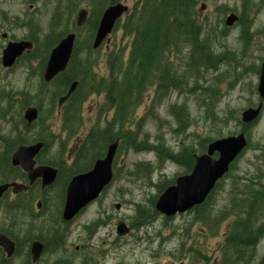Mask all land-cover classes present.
Here are the masks:
<instances>
[{
    "label": "rangeland",
    "instance_id": "374dc122",
    "mask_svg": "<svg viewBox=\"0 0 264 264\" xmlns=\"http://www.w3.org/2000/svg\"><path fill=\"white\" fill-rule=\"evenodd\" d=\"M19 1L22 0H11L13 11L20 8L17 4ZM136 1L121 0L129 7V10ZM37 2L38 11H30L27 5L22 9L31 16L30 20L33 16H39L41 29L46 31L50 28V33L54 32L55 37L59 33L61 36L65 29L68 30L70 22L79 9L88 10L89 16L92 12H96L91 0H37ZM27 4L31 3L27 2ZM201 5H204L199 18L201 38H205L211 45L214 55H226L227 60H223L214 70L202 71L203 68H201L195 73L187 69L185 65L187 51L183 49L176 55L174 61L180 73H183L187 79L184 88L179 91H167L163 96H157L151 88L146 94L145 102L134 111L131 124L127 126L132 128V132L138 134L140 141L153 146L162 144L164 149L174 154L184 147H191L196 154H199V143L204 139L211 142L238 135L242 129L240 124L242 111L258 103L256 92L258 74L254 71L264 61V0H195L196 13ZM67 7L75 12L69 19L67 15V18L63 15ZM231 13L238 19L247 20L246 43L238 23L231 27L224 25L226 17ZM54 15H56V23L52 19ZM123 20L124 18L121 23ZM25 33H28V30L19 32L18 36ZM44 37L45 35H41L40 43L44 42ZM91 41L87 26L77 32L75 41L77 59L79 63L87 61L98 75L106 77L110 56L113 58L121 51L126 56L130 38L123 34L120 25L111 34V44L107 50L103 45L98 51L91 49L88 51V44H91ZM30 63L34 64V60ZM77 67L80 68L79 64ZM30 70L35 71L36 68H30ZM12 77L17 78L16 83H12L11 89L3 91L12 90L14 97L18 100L23 97L16 91L23 90L25 87L29 89L27 92H31L30 94L41 90L37 76L28 75L24 83L19 72ZM210 85H213L217 92L213 98V118L202 101L208 94L203 91V88ZM88 91L89 88H84L80 92V99L84 96L86 98L79 103L77 118L74 123L72 122L71 130H63V118L59 120L55 117V103L52 104V101L58 98L60 88L42 87L40 97L34 95L35 100L40 102L28 98V105L40 107L41 115L35 125L21 135L22 139H44L50 145L48 156L58 157L59 163L68 166L71 154L73 157L77 150H82L84 137L91 130L103 127L99 126L97 118H104L102 125L111 120V114H105L103 95ZM55 96L56 99H54ZM2 107L0 102V111ZM73 107V105L65 107L66 117ZM12 116L15 117L16 114L12 113ZM78 145L81 148L78 149ZM70 150H72L71 153ZM105 150L99 152L100 156H104ZM82 153L86 157L87 149L82 150ZM88 155V158L83 159L84 156H80V159L88 163L91 156L90 153ZM164 160V157L159 159L155 151L135 152L131 148L123 147L118 153L115 179L111 186L98 202L74 221L71 227L70 242L83 248L77 255L75 264H82L88 255L92 257L91 264L103 262L105 258H107L106 264H113L121 261L119 255L122 256L123 264H169L170 260H182L186 264L191 262L206 264L205 261L200 262L198 259L194 261L190 256L209 257V264L213 263L216 256H223L234 264H264V234L257 235L254 249L241 256L246 259L244 262L233 261L236 257L233 253L226 251L225 238H223V234H226L225 237L229 235L226 231L229 224H234L237 220L232 207L236 205L235 201L239 202L240 197L246 194V191L243 192L244 186H264V176H262L264 172V110L256 124L248 129V146L235 161L230 175L220 181L210 198L207 206L209 214L202 224L196 225L192 213L179 215L167 221L157 212L153 215L157 198L168 186L160 192L158 188L166 183L173 185L176 178L189 174L184 172V168ZM260 173L259 179L253 178ZM171 184L169 186H172ZM115 205H119L118 210L115 209ZM138 210H143L142 214L146 219L144 226L123 238L122 243L113 245L115 230L112 222L120 218L128 225L131 223L135 225L134 220L138 216ZM258 218V225H264V213ZM98 219L107 222V226L103 227L89 242L85 227ZM110 219H112L111 222ZM104 248H107V252L103 251ZM62 253L61 251L57 256L61 257ZM67 255H73L71 250ZM51 260L54 261L55 257ZM43 261L44 264L50 263V257L45 256Z\"/></svg>",
    "mask_w": 264,
    "mask_h": 264
},
{
    "label": "flooded vegetation",
    "instance_id": "af4514ba",
    "mask_svg": "<svg viewBox=\"0 0 264 264\" xmlns=\"http://www.w3.org/2000/svg\"><path fill=\"white\" fill-rule=\"evenodd\" d=\"M27 2L31 4L28 5ZM17 4L20 8H16L13 11L11 0H0V102L3 105L2 110L0 111V187L7 186V188L0 195V236L4 238L2 239L3 243L0 245V264H44L43 258L45 256L50 257V263L48 264H75L77 255H79L83 248L70 242L72 237L71 227L74 225V221L88 208L98 202L105 191L111 186L112 181L115 179V171L117 169L115 167V163L118 157V152H116L114 161L112 163L113 177L111 182L102 190L98 198L80 210V212L70 221H65L62 218V212L65 205L68 184L73 177L89 172L92 169L94 163L97 160L104 158V156H99L98 158L91 160L92 157H94L92 156L88 161V166H90V168L85 172H79L78 170L82 169L79 168V165H82L80 162V156L85 157L81 150H77L73 157L71 154L69 157V165L66 166L58 162V157L48 156L50 145L47 144L44 139L32 138L31 140H27L22 139L21 135L27 133V131L35 125L38 117L41 115V108L28 105V98L35 100L34 95H39L40 97L42 93V87L47 88L52 86L55 88L62 76L66 73L68 65L74 58L77 32L87 26L89 11L85 8H82L88 12V17L81 27H76V17L78 12L82 9H79L75 13L72 8H65L63 11L64 17L67 18L68 16L69 19L71 14L74 12V19L72 18L73 20L70 22L68 30L66 31L65 29L66 32L64 31L61 36L59 33L57 37H55L53 36L54 32L50 33V28L48 29L49 31H43L41 29V21L39 16H33L32 20H30L31 16H28L27 13L22 9L25 5H27L30 11H38L39 6L37 0H22L21 2H17ZM201 6L202 7L200 9L203 10L204 5ZM200 15L198 14L197 16L198 23ZM52 19L56 23V15H54V17L52 16ZM239 20L240 18L238 21ZM27 30L28 33L18 36L19 32H27ZM40 34L42 36L45 35L43 43H40ZM69 34H74L75 40L66 68L64 72L58 74L51 81L45 82L43 75L50 52L64 37ZM19 42L30 43L31 48L29 51L24 50L18 57L14 59L11 65L7 66L4 63V51L9 44ZM110 44L111 36L109 45H105L106 50L109 48ZM103 45L104 44H102L100 47ZM32 60H34V64H29V62ZM30 68H36V70H30ZM16 72H19L23 83L27 80L28 75L30 77L37 76L36 78L39 81L38 86L41 87V90L36 91L34 94H30L31 92L28 93L27 91L29 89L27 87H25L23 90L16 91L20 92L19 94L23 97L21 100H18L14 97L12 90L3 91L8 88L11 89L12 83H16L17 78L12 77L16 74ZM73 82L75 81H72L66 87L65 92L63 91L57 99L56 96L54 97V99H56V101L54 100L55 102L52 101V104L55 103V117L59 120L60 118H63V130H65L66 127H68V130H71L72 128L71 122L66 121L67 117L66 112L64 111L71 96L61 107H58V100L67 93L69 86ZM35 101L40 102V100ZM33 109L36 111V118L29 123L25 116L29 110ZM12 113L16 114V116L13 117ZM72 113L73 110H71L67 116H70ZM102 119L104 118H97L99 126H103L100 129H103L106 125H102ZM18 136H20V138ZM37 144H41V148L31 158L32 170L35 173L30 176L28 171L24 170L20 166H14L12 164V156L21 147H31ZM80 147L81 146L78 145L77 148L79 149ZM71 152L72 150H70V153ZM75 165L77 169L74 168ZM39 168H50L55 171L54 179L49 181L48 177L38 174L37 170ZM191 169L188 171L184 170V172H187L186 174H188L190 173ZM75 171L77 172L75 173ZM45 182L49 183L44 184ZM174 184L175 181L173 185ZM201 205L195 206L183 214H176L171 217H165L161 215V217L167 221L173 220L179 215H188L192 213L196 225L202 224L203 212H201V210L198 212V208H200ZM115 209L118 210L119 205H115ZM155 214L156 211L153 212V215ZM111 220L112 219H110V222ZM144 222L146 221H143V223ZM121 223L125 224V226L129 229L128 234L125 236H120L117 233V226ZM112 225L115 230L114 241L112 244L115 246H117L119 243H122L123 238L128 237L133 233L134 230L144 226H138L137 224L132 225V223L128 225L120 218H116L112 222ZM105 226H107V222L100 219L94 221L91 225L86 226L85 233L88 236L89 242H91L98 232ZM232 226L233 223H230L227 227L226 231L228 234ZM200 231L202 232L203 230ZM225 235L226 234H223V238L228 236L227 235L225 237ZM66 238L68 240H66ZM70 250L73 255L69 256L67 254ZM61 251L63 252L62 256L58 257L57 254ZM103 251L107 252V248H104ZM53 257H55L54 261L51 260ZM121 257L122 256L119 255L121 261L115 262L113 264H123V259H121ZM190 257L194 261L195 259L200 260V262L205 261L206 264H209L208 261H210L209 257ZM106 259L107 258H105L103 262L98 261L97 264H106ZM233 261L244 262L246 259H243L242 257H236L233 259ZM168 262L169 264H186V262L182 260H170ZM91 263L92 257L91 255H88L82 264ZM189 264L193 263L191 262ZM212 264H234V262L232 263V261L225 259L223 256H216L213 259Z\"/></svg>",
    "mask_w": 264,
    "mask_h": 264
},
{
    "label": "trees",
    "instance_id": "16d2710c",
    "mask_svg": "<svg viewBox=\"0 0 264 264\" xmlns=\"http://www.w3.org/2000/svg\"><path fill=\"white\" fill-rule=\"evenodd\" d=\"M120 1L91 0L92 6L96 9V12H92L87 21L91 40L101 12L106 7ZM238 24L241 26L242 38L246 43L248 22L244 18L240 19ZM120 25L123 34L130 38L128 53L125 56V53L121 51L113 58L110 56L106 77L98 75L87 61L79 63L74 52V58L68 65L66 73L56 85L57 89L60 88L59 95H61L72 81L78 82L74 93L66 104V106H74L71 109L73 113L67 116L69 120L66 118V121H70L71 124L76 121L79 103L86 98L84 96L80 99V92L84 88H89L88 92L103 95L105 114H111V120L103 129L91 130L84 137L82 150L87 149L91 155L90 159L94 156L91 160L98 158L101 150L106 149V146L118 139V153L123 147L131 148L135 152L155 151L159 159L164 157V161L167 160L188 171L193 166L196 154L191 147H184L174 154L168 149H164L162 144L153 146L145 141H140L138 134L132 132V128L127 126L131 124L134 111L145 102L146 94L151 88L154 89L157 96L166 95L170 90L179 91L184 88L187 79L183 73H180L178 65L174 61L176 55L183 49L187 51L185 62L187 69L195 73L199 72L201 68H203L202 71L216 69L223 60H227L226 55H214L211 45L205 38H201L202 31L197 21L195 0H137L125 15L122 23L121 21L117 22L115 30ZM90 49L91 44H88V51ZM78 64L80 68L77 67ZM75 69H77L76 73H74ZM254 72L258 74V69ZM203 91L208 93L202 99L203 105L213 118L212 106L213 98L217 95L216 89L210 85L203 88ZM256 122L242 129L247 138V146L248 129L253 127ZM65 129L68 130V127ZM209 142L208 139H204L199 143V154L206 151ZM88 153L83 159L89 157ZM83 159H80L82 165H79V168L82 169L78 170L79 172H85L90 168V166L88 167L89 162L85 163ZM74 168L77 169L76 165ZM233 168L234 163L224 178L230 175ZM260 175L261 173L253 178L259 179ZM262 176H264V172H262ZM170 184H163L158 188V192ZM219 184L220 181L206 201L198 208V212L200 210L203 212L204 221L207 220L206 216L209 214L207 209L209 200ZM245 191L246 194L240 197L239 202L235 201L236 205L232 207L237 220L224 242L226 251L233 253L237 258L243 254L246 255L247 251L251 252L257 242L256 236L264 234V225H258V217L264 213V186L245 185L243 192ZM142 211H137L138 216L134 220L138 226L144 225L143 221H146Z\"/></svg>",
    "mask_w": 264,
    "mask_h": 264
},
{
    "label": "water",
    "instance_id": "95a60500",
    "mask_svg": "<svg viewBox=\"0 0 264 264\" xmlns=\"http://www.w3.org/2000/svg\"><path fill=\"white\" fill-rule=\"evenodd\" d=\"M127 12L128 7L123 3L111 5L103 11L92 42L93 50L98 49L103 42L109 44V35L112 33L116 22ZM87 17L88 12L84 9L80 10L76 17V27H81ZM236 21L237 17L231 14L226 18L225 25L231 27ZM74 40L75 35L69 34L52 49L43 75L45 82L51 81L58 74L64 72L73 50ZM30 48L31 44L27 42L9 44L4 51V63L7 66L11 65L16 57L24 50L29 51ZM77 84V82H73L67 93L59 98L58 107H61L72 95ZM256 92L260 100L259 103L254 107L244 109L240 115V122L244 127H248L257 121L263 111L264 61L260 64ZM25 117L29 123L32 122L36 118V111L34 109L29 110ZM117 147L118 141L108 145L104 158L97 160L89 172L71 179L66 190L65 205L62 212L63 220L70 221L80 210L98 198L102 190L111 182L113 177L112 163ZM246 147L247 139L244 132L210 142L205 153L194 156L191 172L176 178L175 184L166 188L159 195L155 203V210L165 217H171L176 214H183L191 208L203 204L216 184L228 173L230 165ZM40 148L41 144L19 148L12 156V164L28 171L31 176L35 173L32 170L31 158ZM37 171L38 174L48 177L49 181L54 179L55 171L50 168H39ZM48 183L45 182L44 184ZM6 188L7 186L0 187V195ZM128 232L129 229L125 224L121 223L117 226L118 235L125 236ZM2 239L4 238L0 236V245L3 243Z\"/></svg>",
    "mask_w": 264,
    "mask_h": 264
}]
</instances>
